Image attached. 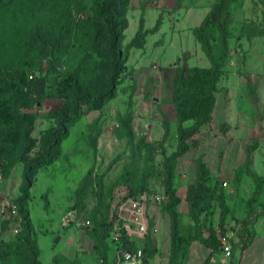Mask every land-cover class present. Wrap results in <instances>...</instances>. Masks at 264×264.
Instances as JSON below:
<instances>
[{"label":"rangeland","instance_id":"rangeland-1","mask_svg":"<svg viewBox=\"0 0 264 264\" xmlns=\"http://www.w3.org/2000/svg\"><path fill=\"white\" fill-rule=\"evenodd\" d=\"M217 1L182 0L178 6V0H130L123 49L137 33L142 10L147 29L154 28L161 14L162 25L157 33L148 36L144 49L131 51L117 98L102 110L87 111L71 128L60 158L37 174L27 209L31 222L29 238L39 262L111 263L118 252L110 244L114 246L116 242L113 226L121 203L143 186L144 192L166 198L161 145L163 114L171 123L170 135L163 144L169 155L177 148L178 124L162 69L175 67L177 59L185 53L190 66H210L193 29ZM231 14L230 56L216 91L214 117L177 162L175 185L179 194L186 184L190 185L186 180L197 178L200 160L210 171L211 187L215 180L223 182L219 174L222 163H246L248 147L257 145L253 159L257 152L264 163V0H236ZM93 17L94 0H16L11 8H0V71L24 61L23 43L39 22L54 26L61 22L72 29L71 47L57 70L40 59L31 72L47 77L48 96L37 106L34 137L38 141L56 124L51 113L72 97L64 81L77 70L84 84L101 74L98 67L101 58L93 45L91 23H87ZM214 46L219 54L218 42ZM22 182L23 164H16L7 175L0 170V244L3 242L11 249L9 258L0 259V264H24L25 249L19 241L24 234L21 218L11 213V206L17 205L20 197ZM221 188L226 189L225 186L218 189ZM163 201L148 207L145 238L132 239L137 248L153 254L148 258L150 264H169L170 260V220L162 210ZM71 212L76 213L77 222L63 226V219ZM219 213L218 203L214 202L205 222L207 229L202 231L203 239L209 237L210 226L215 225L218 230ZM237 213L241 214L240 209ZM186 217L184 213V220L181 219L185 238L191 235L194 226ZM4 221L9 222L5 231L1 229ZM87 221L90 224L84 226ZM110 225L108 239L101 245L99 237ZM231 228L236 232L232 240L233 261L236 252L241 251L242 226ZM227 232L231 233L229 228ZM57 237L61 239L55 244ZM180 256L175 264H184Z\"/></svg>","mask_w":264,"mask_h":264},{"label":"trees","instance_id":"trees-1","mask_svg":"<svg viewBox=\"0 0 264 264\" xmlns=\"http://www.w3.org/2000/svg\"><path fill=\"white\" fill-rule=\"evenodd\" d=\"M181 1L178 0V6ZM15 2L16 0H0V8L9 9ZM234 2L236 0L217 1L202 23L193 29L196 41L210 62L209 67L190 66L188 53H185L183 57L177 59L175 67L162 69L178 124L177 148L169 155L163 144L170 135L171 123L163 114L164 139L161 145L164 158L163 187L166 199L163 201L162 210L170 220L169 264H175L180 255L181 259L185 260L193 241H201L214 250L220 249L219 235L223 237L227 234V229L230 228L228 223L230 224L234 219L225 200V189H218L219 186H223V183L219 184L215 180V185L211 187L209 185L210 171L203 160H200L198 176L187 188L186 200L194 226L191 235L185 238L182 234L181 214L178 211L181 198L175 185L178 160L188 153L194 137L203 127L209 125L214 117L217 103L216 91L230 56L229 27L232 22L231 6ZM129 5L130 0H94V17L87 23H91L93 45L101 58L98 66L101 74L84 84L77 70L64 81V87L71 91L72 97L67 104L51 113L56 124L44 133L40 141L34 137V132L39 115L37 106L48 96L47 77L38 76L35 71L31 72L40 59L48 61L50 67L57 70L62 58L71 47L72 29L61 22L57 26L39 22L29 31V38L23 43L24 61L19 66L0 71V170L7 175L16 164H23V182L19 188L20 197L17 198L15 206L24 232L19 240L25 249L24 264H42L38 261V254L29 238L31 222L30 212L27 209L31 196L30 190L37 174L60 158L62 145L69 139L71 128L87 111L102 110L108 102L117 98L120 79L127 72V62L131 51L144 49L148 36L157 33L162 25L163 14L160 15L153 29H147L145 11L142 10L137 33L123 49L122 43L128 28ZM215 42L219 44V54L216 53ZM189 122L192 125H187ZM128 130L133 136L131 126ZM38 143L40 145L37 150ZM256 149L257 145L247 148L246 163L235 173V183L238 184L246 175L256 184L253 196L246 202L247 216L241 223L242 251L248 248L254 239L256 235L254 226L264 212L253 209L261 189L260 178L251 171L253 153ZM145 190L146 187L143 186L133 190L129 196L137 197ZM214 202L218 203L220 210L218 230L210 226L209 237L203 239L202 231L207 229L205 222ZM8 226L9 222L4 221L1 229L5 231ZM111 230L112 225L102 231L99 237L101 245L105 244ZM114 243V246L110 244V247L115 253L121 249L130 252L137 250L134 240L129 239L125 233L119 235L118 241ZM0 252L2 253L0 259H8L11 249L2 242ZM143 255L144 263L148 264V258H151L153 254L143 251Z\"/></svg>","mask_w":264,"mask_h":264},{"label":"crops","instance_id":"crops-1","mask_svg":"<svg viewBox=\"0 0 264 264\" xmlns=\"http://www.w3.org/2000/svg\"><path fill=\"white\" fill-rule=\"evenodd\" d=\"M244 164L245 163H222V169L219 170V174H221L223 180L222 183L227 184L225 189V200L234 217L229 226L231 233L227 232V234L234 233L231 226H241L242 221L247 216L246 202L253 196L256 190L255 182L246 175L241 178V181L238 184L235 183V173L237 169ZM251 171L261 180L260 194L253 204V209L255 211L261 209L262 212L264 211V163L261 162L257 152L254 155ZM177 172H179L178 167ZM228 175H230L231 181L227 180V178H229ZM195 180L196 177L190 180V182H187L186 180L185 183L192 184ZM188 186L189 185L186 184L184 191L180 194L178 193L181 198V204L178 206V211L181 214L182 220H184L182 218L184 213L187 215L186 219L190 218V209L186 200ZM228 187L231 189H228ZM237 209H240V215H238ZM154 212L155 211L153 210V213ZM237 222L239 223L237 224ZM214 228H216L215 225ZM254 230L256 235L248 248L236 252L233 261L224 258L221 248L214 250V248L208 247L201 241H193L189 247L184 264H264V212L257 219ZM235 233L234 236H236Z\"/></svg>","mask_w":264,"mask_h":264},{"label":"built area","instance_id":"built-area-1","mask_svg":"<svg viewBox=\"0 0 264 264\" xmlns=\"http://www.w3.org/2000/svg\"><path fill=\"white\" fill-rule=\"evenodd\" d=\"M223 186H227L223 183ZM165 197H156L148 192L141 193L138 197L127 198L117 210V219L114 223L113 239L118 241L119 235L125 233L129 239H144L148 233V207L150 205L160 204ZM12 213L17 215V207L11 206ZM63 226H70L77 222L75 212L68 213L63 219ZM87 221L84 226L89 225ZM233 237L234 233L226 234L221 238V250L225 259L230 260L233 254ZM105 264V263H102ZM109 264H145L143 251L139 248L135 252L128 250H119L115 259ZM150 264V263H148Z\"/></svg>","mask_w":264,"mask_h":264},{"label":"water","instance_id":"water-1","mask_svg":"<svg viewBox=\"0 0 264 264\" xmlns=\"http://www.w3.org/2000/svg\"><path fill=\"white\" fill-rule=\"evenodd\" d=\"M59 241H60V237H57V238L55 239L54 243L57 244V243H59Z\"/></svg>","mask_w":264,"mask_h":264}]
</instances>
